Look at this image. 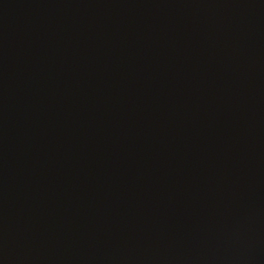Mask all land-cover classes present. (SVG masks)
<instances>
[{
	"label": "water",
	"instance_id": "1",
	"mask_svg": "<svg viewBox=\"0 0 264 264\" xmlns=\"http://www.w3.org/2000/svg\"><path fill=\"white\" fill-rule=\"evenodd\" d=\"M0 264H264V0H0Z\"/></svg>",
	"mask_w": 264,
	"mask_h": 264
}]
</instances>
